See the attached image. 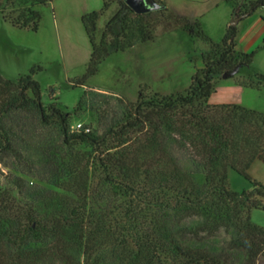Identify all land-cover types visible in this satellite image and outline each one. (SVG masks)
<instances>
[{
  "label": "rangeland",
  "instance_id": "1",
  "mask_svg": "<svg viewBox=\"0 0 264 264\" xmlns=\"http://www.w3.org/2000/svg\"><path fill=\"white\" fill-rule=\"evenodd\" d=\"M251 1L230 0L235 12L247 10ZM37 5L40 3L35 0H0V7L10 17L21 13L32 19L31 10ZM257 9L253 15L264 14ZM97 11L85 21L92 45L78 21L79 31H75L76 22L60 21L51 7L43 9L35 31L16 28L0 14V256L15 263L20 258L26 264H65L53 251L62 240L74 244L70 252L84 264L76 230L82 219L116 223L122 230L135 226L140 234L159 236L165 250L178 244L219 255L222 264H246V249L232 245L236 237L233 228H220L212 237L191 241L182 230L193 229L204 219H185L178 213L181 211L159 205L174 193V182H170L173 167L181 182L188 175L201 185L204 174L187 145L175 143L168 130L161 136L166 154L163 174H145L146 166L160 153L150 134L158 122L156 115L149 120L147 142L138 128L125 137L130 158L139 165L136 174H122L117 168L108 174L100 160L107 151L119 148V137L108 135V130L125 122L139 96L156 100L154 92L185 95L196 70L200 71L193 86L203 76V57L217 60L220 48L208 42L198 24L161 9L137 14L124 0H102ZM208 24L212 32L204 33L219 42L221 21L217 18ZM64 25H68L67 32L61 30ZM92 48L100 58L98 70L82 81ZM230 66L217 67L218 72L205 82L215 85L224 72L231 71V76L237 74V82L264 84L248 67ZM27 74L39 82L40 108L30 89L20 105L17 82ZM256 106L264 110V94ZM56 110L64 114L66 134L53 113ZM77 124L88 129L87 134L98 145L83 141L84 131L77 129ZM248 174L264 183V163L255 161ZM227 176L230 190L251 188L249 181L233 170L228 169ZM132 206L137 215H131L133 225H128L124 222ZM250 221L264 230V211L251 209ZM103 234L104 262L122 264L120 240L114 234ZM254 264H264V249Z\"/></svg>",
  "mask_w": 264,
  "mask_h": 264
},
{
  "label": "trees",
  "instance_id": "2",
  "mask_svg": "<svg viewBox=\"0 0 264 264\" xmlns=\"http://www.w3.org/2000/svg\"><path fill=\"white\" fill-rule=\"evenodd\" d=\"M43 6L52 0H35ZM162 11H167L163 4L156 0ZM230 1V0H226ZM231 3V2H230ZM232 4V3H231ZM36 6V7H37ZM264 6V0H254L244 12H235L232 6L231 19L226 31L219 42H214L204 35L208 42L220 48L217 60H208L203 57V76L196 80L195 77L200 70L192 76V84L185 95L176 94L175 97L161 95L154 92L156 100H145L139 96V101L134 105L131 115L116 130H108V135L119 137L116 150L107 153L100 158L104 162V170L108 174L113 169L119 173L136 174L139 168L135 158H130L127 151L129 147L125 144V138L134 128L142 133L144 142H147L149 120L153 115L158 118L157 124L153 126L150 134L154 136L152 141L159 149V155L153 164L146 166L145 174L148 172L163 174V159L166 158L164 142L161 139L164 130L173 133L175 143L183 141L198 161L204 174L203 184H197L190 176H184L183 182L178 180V169L173 167L170 182L173 183L172 195L161 200L160 206L178 212L183 218H203L201 225L193 229H183L181 233L188 235L191 241H200L206 237H212L220 228L228 231L233 228L236 237L231 240L235 247H244L247 252L246 264H254L258 254L264 249V230L250 221V210L258 209L264 211V183L256 181L248 174L250 165L258 160L264 163V112L246 108L239 104H210L207 97L214 90L215 85L206 83L213 74L225 66L247 68L251 62L253 53H238L235 51L236 23L244 16L252 14L258 7ZM31 10L32 19L24 18L21 13L10 17L0 7V14L16 28H30L31 31L38 29L41 13L37 8ZM128 7V6H127ZM148 12V11H147ZM98 11L93 10L81 16V22L88 37L85 21L86 18L97 15ZM145 13V12H144ZM142 14V13H139ZM176 16V15H175ZM179 17V16H177ZM185 20L182 17H179ZM230 19V20H231ZM89 43L92 45L88 37ZM94 49L89 56L88 65L82 76V81L94 75L98 70L99 57H95ZM237 62H235V61ZM233 63V64H232ZM229 67V68H230ZM228 68V69H229ZM231 71L223 73L231 77ZM257 74V73H255ZM264 79L263 74H257ZM20 105L26 101L25 91L30 89L37 106L41 107V95L39 82L29 74L20 77L18 80ZM248 84V83H244ZM252 85V84H249ZM264 85L257 84L255 86ZM201 99V101H199ZM58 118L63 133L66 134L64 114L56 110L53 112ZM81 133L83 141H91L98 145V141L90 138L83 128ZM160 137V140H158ZM228 169L233 170L249 181L250 189L240 192L232 191L228 186ZM107 175V174H106ZM106 179L111 180V178ZM122 184V183H121ZM123 187H128L123 184ZM135 207H130L128 221L125 224L133 225L130 217L137 215ZM139 213V212H138ZM181 217V218H182ZM94 216L92 217V219ZM76 225L79 232L77 239L82 248V261L84 264H109L104 262L102 256L101 239L103 232L114 234L120 241L118 256L121 255L122 264H131L135 260L139 264H222L219 255L192 249L186 246L174 244L171 249H164L163 240L159 236L154 238L145 235L136 229L135 226H127L124 230L109 222L93 223L92 221L82 222ZM114 230V233L111 232ZM111 232V233H109ZM204 233V234H203ZM46 236V234H43ZM131 244V246H130ZM19 247V244L17 245ZM74 244L59 241L53 247V251L59 255L65 264H79L70 249ZM131 255V257L129 256ZM31 262V261H30ZM26 264L24 260L17 258V261H8L0 256V264Z\"/></svg>",
  "mask_w": 264,
  "mask_h": 264
},
{
  "label": "crops",
  "instance_id": "3",
  "mask_svg": "<svg viewBox=\"0 0 264 264\" xmlns=\"http://www.w3.org/2000/svg\"><path fill=\"white\" fill-rule=\"evenodd\" d=\"M159 1L171 14L198 24L204 35H206L204 32H212L208 22L219 18L221 24L218 26V32H221V39L232 16V4L226 0ZM101 5L102 0H52L48 6H37L36 8L40 11L42 18L43 9L51 7L53 15L57 16L60 21L71 20L76 22L75 31H79V23L81 29L85 32L81 16L93 10H98ZM258 9L264 12V6ZM61 30L67 32L68 25L61 26ZM236 32L235 51L238 53L252 52L253 56L248 70L264 75V14L253 15L252 12V14L242 17L236 23ZM236 75L226 78L221 77L216 82L214 90L207 97V102L210 104H239L249 109L264 112L256 106V101L260 98V95L264 94V85L255 86L237 82L234 80ZM252 100H254V106H251Z\"/></svg>",
  "mask_w": 264,
  "mask_h": 264
},
{
  "label": "water",
  "instance_id": "4",
  "mask_svg": "<svg viewBox=\"0 0 264 264\" xmlns=\"http://www.w3.org/2000/svg\"><path fill=\"white\" fill-rule=\"evenodd\" d=\"M124 2L137 14L160 8V5L154 0H124ZM225 77L226 76L223 75V78Z\"/></svg>",
  "mask_w": 264,
  "mask_h": 264
},
{
  "label": "built area",
  "instance_id": "5",
  "mask_svg": "<svg viewBox=\"0 0 264 264\" xmlns=\"http://www.w3.org/2000/svg\"><path fill=\"white\" fill-rule=\"evenodd\" d=\"M82 128V126H81V124H77V129H81ZM85 131H87L88 129H84Z\"/></svg>",
  "mask_w": 264,
  "mask_h": 264
}]
</instances>
